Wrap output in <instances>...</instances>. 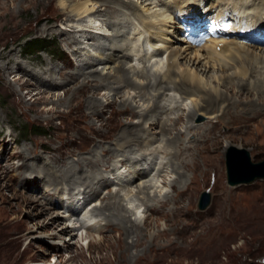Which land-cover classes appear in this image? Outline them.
Here are the masks:
<instances>
[{"label": "rangeland", "instance_id": "obj_1", "mask_svg": "<svg viewBox=\"0 0 264 264\" xmlns=\"http://www.w3.org/2000/svg\"><path fill=\"white\" fill-rule=\"evenodd\" d=\"M126 1L133 8H123L127 16L122 12L116 18L114 14L118 15V9L107 4L110 15L103 12L90 21V18L81 20V16L70 8L62 10L57 0L45 9L36 6L35 0L24 4L19 0L12 5L16 15L12 31L0 28V51L12 47L14 50L9 56L14 60L11 62L27 66V72L16 70L8 75L3 68L5 60L0 57V264H264V179L232 186L228 183L226 164L233 146L247 148L253 162L264 160L263 109L252 112L225 103L229 110L223 114L217 110L213 115H221L220 120L209 122L213 120L211 115L198 114L193 125L202 127L188 130L192 124L189 113L194 107L191 97L178 90H163L161 93L165 94L160 99L167 102L163 109L166 113L158 111L147 116L141 142L118 150L115 137L124 128H132L144 121L139 111L150 106L157 110L153 96L160 92L161 86H148L141 92L134 85L126 87L118 83H112V87L90 86L93 92L96 90L95 95L90 91L71 99L83 85V73L97 69L114 77L118 60L125 61V69L129 70L135 84L147 83L143 72L159 75L166 71L167 48L176 45V36H183V33L168 35L171 37L168 41L155 38L151 36L152 32L145 30L142 21L159 22L170 18L172 13L165 3L171 5L172 0ZM198 3H201L199 6L205 4ZM64 14L72 15L75 20L64 24L60 20ZM96 18L98 21L94 22ZM111 20L118 24L109 25ZM126 20L129 23L126 24ZM46 24H55L57 29H69L75 25L76 31L72 34L81 41L78 51L69 48L59 32H41L40 27ZM114 32L120 35L118 43H129L128 48L125 52L117 51L121 55L119 59L115 56L107 63H99L104 56L99 44L105 41L114 44ZM90 33L97 34L99 39L93 46L89 41ZM35 39L49 40L57 46L59 54L28 52L26 43ZM128 52L130 55L123 58ZM90 57L92 66L84 68ZM104 57L105 60L109 58ZM40 67H54L56 72V79L45 83L48 91L45 99L35 96L42 88L18 81V76L23 80L31 79L32 73H37ZM79 68L81 81L59 85L60 71L73 75ZM210 71L221 73L217 66ZM156 80L152 76V82ZM234 80H242V77ZM31 82L35 81L31 79ZM251 82H254L253 78ZM169 85L170 88L172 84ZM250 87L248 91L251 93L253 86ZM67 89H71L69 93ZM92 98L103 107L86 122L100 128L105 139L85 128L86 122H78L77 110L71 111L79 101L88 102ZM240 98L246 101L262 97L241 94ZM112 101L116 102L115 107L110 105ZM124 102L130 106L121 107ZM224 102L217 103L219 109L225 106ZM53 107H57L58 112L53 111ZM179 115L182 120L172 122ZM157 120L168 123L166 126L170 131L167 135L160 132V124L159 127L155 124ZM217 122L218 125L214 124L216 129L207 131L212 123ZM32 126L41 134H30L27 127ZM178 132L182 133V145L178 144L175 149L168 145V139ZM188 139L198 143L199 148L185 144ZM103 147L111 149L114 156L104 154ZM26 148L32 151L29 162H36L39 166L50 163L59 170L72 165L84 169L77 168L73 178L67 179L71 186H48V178L40 173L39 168L25 171ZM83 157L88 160L84 165L78 161ZM194 163L198 164L197 169H194ZM142 168L149 170L138 176ZM81 173L92 176L101 173L104 179L102 177L100 181L95 177L93 188H86L94 179L88 176L83 180L84 187H80L72 181L79 179ZM180 173L184 174L183 179H180ZM145 185L148 187L138 192ZM179 191L183 192L178 195ZM204 191L210 193L211 203L201 210L199 200ZM118 192L120 195L116 197ZM107 197L120 202L127 209V213L126 210L122 212L144 229L139 238L135 235L129 237L130 241L140 239L143 244L133 245L128 258H120L122 232L114 227L115 224L106 225L103 220L111 213L101 209ZM70 202L81 205L78 212L72 209V215L67 206ZM65 225L70 226V234L58 238Z\"/></svg>", "mask_w": 264, "mask_h": 264}, {"label": "bare ground", "instance_id": "obj_2", "mask_svg": "<svg viewBox=\"0 0 264 264\" xmlns=\"http://www.w3.org/2000/svg\"><path fill=\"white\" fill-rule=\"evenodd\" d=\"M17 1L19 0H0V28L1 29H5V30L7 29L8 31H12L13 26H14V21L16 18L15 17L16 15L12 11V5L15 4ZM20 1H21L20 2L21 4H24L29 0H20ZM54 1L55 0H35V4L36 6L45 9V8L51 7ZM57 1H58L59 7L62 10H66L70 8L73 12H76L77 16H81L80 18L81 20L90 18V21L92 18L94 19V17H97L98 15H102L103 12L104 14H107L109 11V9L106 7L107 4H112L116 6V8L118 9L117 10L118 15L114 14V16H117L116 18H118L119 14L123 12L124 7L133 9L130 6L131 3L127 2L126 0H57ZM162 2L164 3V1ZM198 2H204L205 4L204 6L203 5L199 6L201 5V3H198ZM96 4H99L97 8L95 7ZM165 5H168L169 10L171 11L173 16L171 15L170 18L168 19H164L163 17H161V19L163 18L164 20H161V21L159 20V22L149 21V20L147 22L146 19L145 21L144 20L142 21L144 22V26L146 28L145 30L152 32V35H151L152 37L163 38L167 41L171 40V37H169L168 35H172L175 32L177 33V32L182 31V25L179 24L182 18H188V17L190 18L191 16H195L199 13L200 15H205L207 17H210V15L212 16L214 15V17H216L217 19L220 17H226L230 21L238 20V26L235 27V24L233 23L235 32L229 35L228 37L213 38V39H210L209 41H205L203 44L198 45V46L189 43L186 36H184L183 34H182L183 36H176V42H175L176 45H172L167 48L168 50L167 59L168 60H167L166 71H164L163 73H159V75L161 74L160 77L158 73L150 75L148 74V72H143L142 76L143 75L146 76V79L148 80L147 83H145L144 85L135 84L133 79L128 74L129 70L127 71V69H125L126 64H124L125 62L124 60H118V65L116 67L114 77L107 75V74L104 75L103 73L99 72L97 69L88 70L86 73H83L85 77V78L83 77L84 78V80L82 81L83 85L79 89V92L74 93L71 99H74V97H76L77 94L82 95L90 91L93 92L90 86L99 87L102 85V86L112 87L113 86L112 83H118V84H123V86L125 85L126 87L134 85L136 86V88L140 89L139 90L140 92L145 90L148 86L152 88L153 86L155 87L156 84L161 86L160 92H158V94L156 93V95L153 96L154 101L156 102V105H157V110H152L153 107L151 108L150 106L142 111H139L140 115L144 116L143 122L141 123L139 122L138 125L132 128H129V127L124 128L121 134L117 135L116 137L113 135L117 140V144L119 145L118 150H123V148L126 146H130L131 144H136L138 142H141L140 140H142L144 137L143 131L146 128V123H148L146 117L149 115L153 116L154 113H157L158 111L165 112L163 109H165L167 102L163 103L160 99L161 95L165 94V93H161L163 90H171V89H173L174 91L178 90V91H181L183 94H185L186 97L187 96L191 97L192 104L194 105V107L192 110H190V113H189L190 114L189 118L191 121L190 123L192 124L191 126L188 127V130H190L191 127H192V130L202 127L201 125H193L194 118L197 117L198 114H203L205 116L211 115L210 117L213 120L209 122H213L214 120H220L221 115L213 116L214 112L219 110L221 111V114L226 113L229 110L226 107L227 105H229V103H232V105H235V107L237 105L241 106L242 109L248 108V110L252 112L261 110V109L264 110V48L259 47V46H264V44L253 43V42H243L244 38L240 36V32L242 30L244 32H248L251 34L260 33L264 35V0H172L171 5L168 4L167 2L165 3ZM149 9L150 8H148L147 10L149 11ZM124 15H126V13H124ZM60 20L61 21L63 20L64 24H67L68 22L74 21L75 18H73L72 15L64 14L63 17H60ZM97 21L98 19L96 18L94 22H97ZM128 21L129 20H126V24L129 23ZM116 24H118L117 21L111 20L109 25L113 26ZM141 25L143 26V24ZM43 26L40 27L41 32H47V33H53V34L55 32H59V35L62 36L67 46L71 48L72 50H75L76 52L78 51L77 47L80 46L79 43H81V41L72 34L76 31L75 25H72L71 28L69 29L68 28L57 29L55 24L54 25L46 24V26L45 25ZM94 32L97 33L98 31H94ZM147 32L145 31V33ZM95 33H92V34L90 33L91 35L89 34L90 36L89 41L92 46L95 45L97 41L99 40L97 38V34ZM119 36L117 32L116 33L114 32V34L112 35V38H114L113 40L115 42L113 41L114 44L112 45L107 43L106 41L99 44L100 45L99 47L103 49L102 50L103 55L104 56L106 55V57H109L108 60L106 59L107 60L106 61L105 57L103 56L101 60L99 61V63H102V62L107 63L109 60H111L115 56H117L119 59L121 55H119V52L117 51L125 52L124 50L128 48L129 43L128 44L118 43L119 39L117 37ZM116 38H117V41H116ZM219 47L220 49H218ZM108 49L110 50V52H107ZM13 50L14 49L11 47V49L9 50L7 49L6 51H3V50L0 51V57L5 60L3 64L5 73L9 75V74L15 73L16 70L20 72H27V66H24L23 64L17 63L15 61L13 63L11 62L14 60L13 59L14 57L9 56V53H11V51ZM147 54L149 53H146V56H148ZM129 55L130 54L128 52L122 57L124 58L125 56H129ZM90 59L91 57L88 59V61H86L87 63L84 68L86 67L89 68L92 66ZM9 63H12V64L9 66ZM216 66L221 71L220 75L217 72L210 71V68L212 67L214 71V68ZM80 71H81L80 68L77 69V71L73 75H70L69 72L65 70L60 71L61 82L59 85H62L68 82L70 83L71 81H78V80L81 81L82 79H80L81 78ZM152 76H155V78H157L155 83L152 82ZM236 76L238 78L239 76H241L242 80H234V79H238ZM252 78L254 82H251ZM31 79H33L35 82L32 83ZM31 79L23 80L22 77L18 76V81H22L24 85L32 84V86H38V88H42L36 93L35 96L38 97L37 99L39 98L45 99L44 95L48 92L46 90L47 87L45 83L49 79L50 80L56 79V72L54 70V67H40L37 70V73H32ZM164 83H166L165 87L163 86ZM169 84H172L171 86L172 88L171 87L169 88L170 86ZM249 86L251 87L253 86L251 93L248 91ZM70 90L71 89H67L66 91L69 93ZM95 92L96 90L93 92L94 95L96 94ZM241 94L244 96L259 95L262 98L244 101L243 99L240 98ZM195 97H198V98H195ZM61 99L62 98H60V100ZM163 99H165V96ZM221 100H224L225 101L224 105L225 103L227 105H225L224 107H220L219 109L218 108L219 104L217 105V103ZM115 104H116L115 101H112L110 103V105L113 107H115ZM128 106L130 105L124 102V104L121 107H128ZM102 107L103 105L101 103H99L96 100H93L92 98L88 102L79 101V103L76 106H73L71 108V111H75V110L78 111L80 115L78 117V122L81 123V122H86L87 118L96 116L98 114V111L102 109ZM88 109L90 110L89 113H88ZM40 110L33 109V111H40ZM52 110L55 112H58L57 107H53ZM133 112H136V111L134 110ZM181 120H182V115H179L178 117L174 118L172 122H179ZM155 124H157V126L160 124V132L162 134L167 135L168 131H170L169 126H166L168 125L167 122H162V121L160 122L159 120H157ZM214 124L218 125V122L212 123V126L209 127L207 131L211 132L214 129H216V126H214ZM85 125H86L85 128L93 131L94 133L99 134V136L102 139H105L103 138V134L100 133V128L95 127L93 124L87 125V122ZM190 134H195V133L190 132ZM181 137H182V133L178 132L175 137L168 139V145L176 149L178 144L182 145ZM197 137L199 138V136ZM74 142L75 140L73 139L72 143ZM194 143L195 142L191 141V139H188L187 142H185V144L187 145H195V148L198 149L199 148V146L197 145L198 143L197 144H194ZM108 150H110V153ZM26 151L27 152L24 154V159H23V161H25L24 162L25 171L29 172V171H33L36 168L37 169L39 168L41 170L40 173L42 175L44 174L45 178H48V181H49V184L47 183L48 186H53L55 188H58L59 185H63V184L64 185L68 184L69 186H71L72 183H70L68 180H71L70 178H73L74 170L76 172L78 169L80 170L84 169L82 167L78 168V166H77L78 168L77 169V168H74V165H72L69 168L59 170L51 166L52 164L50 165V163H46L44 166H39V164L36 162H33V163L29 162V159H31L30 158V152H32L31 149L26 148ZM154 151L156 152V150ZM102 152L108 156H111V157L114 156V153L112 154L111 153L112 150L109 149L108 147H105V148L103 147ZM160 152H162V150H160ZM176 153L177 152H175V155ZM129 159L132 160L134 159V157L128 158V160ZM78 161H82L84 165L85 163H87L86 161L88 160L84 159L83 157V158H78ZM182 162L181 164H183ZM197 168H198V164L194 163V169H197ZM142 170L143 171H141L140 169V174H138V176L146 173L149 170V168L147 169L142 168ZM93 174L94 175L92 176V175H87L85 173H81L80 178L72 182L76 183V185L79 184L80 187H84L83 180L85 179L87 180L88 176H92V178L94 179L91 180V182H88L87 183L88 185L86 184L87 185L86 188H93V186L95 185V177L100 178V181H101V178L103 177L101 173L97 174L96 176H95L96 173H93ZM184 177H185L184 174L180 173V179H183ZM102 179H104V177ZM97 184H99V181H97ZM147 187H148L147 185L143 186V188L140 189V191L138 190V192L144 191L143 189H146ZM175 187H176L175 184L172 185L173 189ZM183 191H179L178 195H180V193H182ZM115 195L116 197H119L120 192H118ZM146 195L149 196V193H147ZM104 198L106 199V196ZM107 198L108 199L105 200L104 203L102 202L101 209L106 210V211L110 210L111 213H109L110 215L108 214L106 218H103V220H105L106 225L115 224L114 227H116L118 230H120V232H122V235L119 241L120 242L119 247L121 248L120 258L122 259L128 258L133 245L136 247V246L143 244L142 240L137 239L136 241H130L129 237L132 235H135L136 237L139 238L141 235L144 234V229H141L140 228L141 226L137 224L136 222L135 223L132 222V220L130 219V216L126 214L127 209L120 202H118L114 197L112 198L107 197ZM158 205H161V204H158ZM67 206H68V211L71 213L70 215L73 214L72 209L78 212V210L81 208V205H79V203H76V202H73L72 204L70 202ZM153 207H156V205H154ZM113 210L116 212L114 213ZM125 210H126V213H123L122 211H125ZM101 214L103 215V213ZM147 226L148 225H146V227ZM70 231H71L70 226L65 225L63 226V228L61 229L57 237L59 238L63 234L69 235Z\"/></svg>", "mask_w": 264, "mask_h": 264}, {"label": "water", "instance_id": "obj_3", "mask_svg": "<svg viewBox=\"0 0 264 264\" xmlns=\"http://www.w3.org/2000/svg\"><path fill=\"white\" fill-rule=\"evenodd\" d=\"M227 178L232 186L252 184L264 179V160L253 162L247 148L233 146L227 155ZM211 203V195L204 191L199 200V208L205 210Z\"/></svg>", "mask_w": 264, "mask_h": 264}, {"label": "trees", "instance_id": "obj_4", "mask_svg": "<svg viewBox=\"0 0 264 264\" xmlns=\"http://www.w3.org/2000/svg\"><path fill=\"white\" fill-rule=\"evenodd\" d=\"M27 50L28 52H36L41 53L43 51L45 52H52L53 54H59V49L56 45L52 44L49 40L46 39H35L31 40L30 42H27ZM27 131L32 134H41L40 131L36 130L33 126L27 127Z\"/></svg>", "mask_w": 264, "mask_h": 264}]
</instances>
